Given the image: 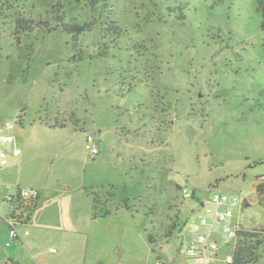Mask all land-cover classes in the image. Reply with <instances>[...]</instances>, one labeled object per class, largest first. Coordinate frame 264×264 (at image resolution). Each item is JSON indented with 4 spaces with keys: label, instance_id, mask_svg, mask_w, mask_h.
<instances>
[{
    "label": "rangeland",
    "instance_id": "obj_1",
    "mask_svg": "<svg viewBox=\"0 0 264 264\" xmlns=\"http://www.w3.org/2000/svg\"><path fill=\"white\" fill-rule=\"evenodd\" d=\"M57 1L65 22L93 21L92 28L74 37L42 27L54 24ZM10 3L0 0V113L22 112L23 127L38 126L44 155L26 164L84 167L100 207H119L95 223L82 264H199L186 255L187 232L196 198L213 192L239 198L232 221L243 230L264 226L256 0H110L118 33L88 0ZM17 18L31 19L33 29L17 31ZM54 120L64 126L45 127ZM217 239V263L229 264L234 246ZM258 256L264 264V238ZM70 258L77 261V250Z\"/></svg>",
    "mask_w": 264,
    "mask_h": 264
},
{
    "label": "crops",
    "instance_id": "obj_2",
    "mask_svg": "<svg viewBox=\"0 0 264 264\" xmlns=\"http://www.w3.org/2000/svg\"><path fill=\"white\" fill-rule=\"evenodd\" d=\"M6 119L11 118L0 113V122ZM55 122L60 121H43L48 129L56 128L52 126ZM36 127L34 124L14 130L13 146L19 147L21 153L0 164V264H82V249L89 247L99 219L91 217L93 191L89 187V172L69 162L51 166L26 164L38 161L44 155V140L39 137ZM63 153L70 159L73 148L64 147ZM19 187L36 188L40 196L30 219L17 225V237L12 238L3 218L8 211L3 197ZM187 237H190L189 230ZM52 246L57 250L54 251ZM73 249L77 250V261L70 258Z\"/></svg>",
    "mask_w": 264,
    "mask_h": 264
},
{
    "label": "built area",
    "instance_id": "obj_3",
    "mask_svg": "<svg viewBox=\"0 0 264 264\" xmlns=\"http://www.w3.org/2000/svg\"><path fill=\"white\" fill-rule=\"evenodd\" d=\"M24 114L19 112L11 119L0 122V164H5L10 156L21 153L15 142L14 130L24 125ZM86 142L90 145L91 154L96 155L98 144L95 137L88 134ZM185 198L193 197L187 189H182ZM40 193L33 187H19L3 197L8 211L3 215L9 226V235L17 237V225L26 223L37 206ZM240 205L239 198L223 193H210L205 198H196V207L193 208L198 216L190 224V237L185 248L188 257L198 259L199 264H218V239L224 244L234 246L240 231L239 224L232 221L233 210ZM155 264H164L157 260Z\"/></svg>",
    "mask_w": 264,
    "mask_h": 264
},
{
    "label": "trees",
    "instance_id": "obj_4",
    "mask_svg": "<svg viewBox=\"0 0 264 264\" xmlns=\"http://www.w3.org/2000/svg\"><path fill=\"white\" fill-rule=\"evenodd\" d=\"M20 0H11V3L8 4L9 8H13V4L19 2ZM80 1V0H77ZM110 0H88L89 5L91 7H96L97 5H101L102 11L108 15L107 17V22L109 24L106 26L107 30H110L113 28L116 33L120 32L121 29L117 26L116 22L112 20L111 14H112V8L109 3ZM257 3V8L260 13L261 21L260 25L261 28L264 30V0H256ZM63 4L61 2H56L51 9V17L54 19V24L50 25L47 24V22L43 23L42 27H45L48 31L49 30H56L57 28L62 29L63 31L71 34L72 36L76 37L80 33L90 30L93 26V21H85L82 23H78L76 21L73 22H65V14H63ZM32 22L31 19H23V18H17L16 19V30L17 28L21 30V32H30L33 29V26L30 25ZM18 31V30H17ZM18 33V32H15ZM19 37H17L18 39ZM264 41V40H263ZM264 45V43H263ZM52 126L55 127H62L64 126V123L62 121L60 122H55L52 124ZM264 190V185L263 184H257L256 186V192L259 194L258 200L259 202L264 204V197L262 196ZM92 214L91 217L93 219L96 218H103L106 217L107 215H110L111 213H115L119 207H114L113 211L110 210H103L100 207V202L98 200V195L94 194L92 195ZM168 237V236H166ZM264 238V226L262 228H254L251 231L248 230H241L239 233V237L232 249L231 252V260L229 264H258L259 256H258V248L260 247V244L263 242ZM148 241L150 243H153V239L151 235H148ZM153 248V247H152Z\"/></svg>",
    "mask_w": 264,
    "mask_h": 264
},
{
    "label": "water",
    "instance_id": "obj_5",
    "mask_svg": "<svg viewBox=\"0 0 264 264\" xmlns=\"http://www.w3.org/2000/svg\"><path fill=\"white\" fill-rule=\"evenodd\" d=\"M253 195L254 196V193H251L250 196Z\"/></svg>",
    "mask_w": 264,
    "mask_h": 264
}]
</instances>
